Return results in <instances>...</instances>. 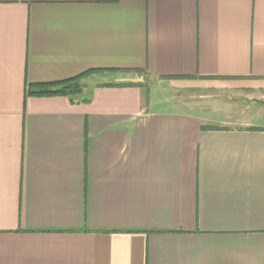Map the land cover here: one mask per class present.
I'll return each instance as SVG.
<instances>
[{"label":"crops","instance_id":"crops-1","mask_svg":"<svg viewBox=\"0 0 264 264\" xmlns=\"http://www.w3.org/2000/svg\"><path fill=\"white\" fill-rule=\"evenodd\" d=\"M0 264H264V0H0Z\"/></svg>","mask_w":264,"mask_h":264},{"label":"trees","instance_id":"trees-1","mask_svg":"<svg viewBox=\"0 0 264 264\" xmlns=\"http://www.w3.org/2000/svg\"><path fill=\"white\" fill-rule=\"evenodd\" d=\"M93 72V71H90ZM89 72L83 73L77 77L57 82L47 83L41 85H31L28 93L33 96H66L72 100L78 98L83 92V78H85Z\"/></svg>","mask_w":264,"mask_h":264},{"label":"rangeland","instance_id":"rangeland-1","mask_svg":"<svg viewBox=\"0 0 264 264\" xmlns=\"http://www.w3.org/2000/svg\"><path fill=\"white\" fill-rule=\"evenodd\" d=\"M82 84H83V81H82ZM165 93H166V90H165ZM254 107H256V106H254ZM256 109H258V108H256ZM257 111V110H256Z\"/></svg>","mask_w":264,"mask_h":264}]
</instances>
